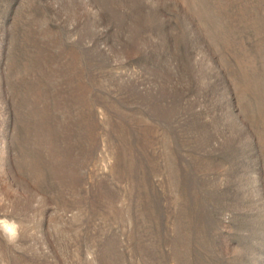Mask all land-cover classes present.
Returning a JSON list of instances; mask_svg holds the SVG:
<instances>
[{
    "label": "rangeland",
    "instance_id": "obj_1",
    "mask_svg": "<svg viewBox=\"0 0 264 264\" xmlns=\"http://www.w3.org/2000/svg\"><path fill=\"white\" fill-rule=\"evenodd\" d=\"M0 264H264V0H0Z\"/></svg>",
    "mask_w": 264,
    "mask_h": 264
},
{
    "label": "bare ground",
    "instance_id": "obj_2",
    "mask_svg": "<svg viewBox=\"0 0 264 264\" xmlns=\"http://www.w3.org/2000/svg\"><path fill=\"white\" fill-rule=\"evenodd\" d=\"M6 229H8L9 231H13V226L9 225V224H5Z\"/></svg>",
    "mask_w": 264,
    "mask_h": 264
}]
</instances>
